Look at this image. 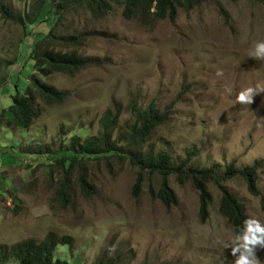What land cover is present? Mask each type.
<instances>
[{
    "label": "rangeland",
    "instance_id": "obj_1",
    "mask_svg": "<svg viewBox=\"0 0 264 264\" xmlns=\"http://www.w3.org/2000/svg\"><path fill=\"white\" fill-rule=\"evenodd\" d=\"M35 1L0 0L10 10L8 18L0 14L1 109L11 106L18 91L25 94L30 83V65L16 75L8 68L21 59L28 41L17 17ZM75 15L62 22L61 30L89 32L79 52L94 59V65L42 79L67 98L53 105L37 100L40 116L28 131L0 124V246L41 242L55 234L71 239L69 245L62 244L60 256L80 264L98 259L113 264H234L239 253L230 251L236 234L218 211L217 189L211 188L214 199L203 221L199 194L191 182H178L177 167L193 150L198 155L186 164L218 176L231 163L238 170L264 166V57L252 54L255 44L264 41V0H212L180 11L174 23L150 26L125 19L119 4L101 19L85 10ZM39 29L45 31L47 25L35 31ZM246 88L254 90L251 103L237 102V94ZM133 99L168 110L172 122L153 132L144 148L170 154L174 170L169 181L177 205L168 209L152 198L150 184L157 190L158 177L145 176L135 197L139 168L128 157L84 158L69 176V200L60 204L57 193L64 172L18 151L34 146L55 153L74 136L82 142L97 137L107 110L118 114L117 125L107 133L114 143L130 124ZM81 171L95 187L92 196L80 191ZM226 187L247 218L264 226V169L257 182L260 196L250 194L239 176ZM254 255L256 264H264V247L255 246Z\"/></svg>",
    "mask_w": 264,
    "mask_h": 264
},
{
    "label": "trees",
    "instance_id": "obj_2",
    "mask_svg": "<svg viewBox=\"0 0 264 264\" xmlns=\"http://www.w3.org/2000/svg\"><path fill=\"white\" fill-rule=\"evenodd\" d=\"M211 2L212 0H36L30 11H25L17 17V22L23 25L28 41L25 43L26 50L21 59L17 58L15 60L17 64H11L8 68H11V72L16 75L22 73L30 65V83L25 94H20L18 91L11 97L10 107L5 109L0 107V124L16 132L18 130L28 131L35 119L40 116L37 100L42 99L47 105H53L63 104L67 98L65 92L59 91L42 79L54 73L72 75L94 65V59L85 58L79 52L85 47L89 32L83 29L75 32L61 30V27L65 25L62 23L64 20L72 19L76 16L75 14L83 10L87 11L91 18L101 19L113 9V4H119L123 6L125 19H138L142 25L150 26L158 21L174 23L180 11L190 12L200 4ZM9 11L6 3L0 4L2 16L8 18ZM223 15L225 16V13ZM72 23L71 21L67 25H72ZM41 24H46L47 29L35 31ZM131 106L130 124L127 123L128 128L125 133L114 143L110 142L108 134L117 125L118 114L107 110L102 119L103 134L97 137L85 138L82 142L80 137L74 136L69 145L55 153L49 149L42 153L34 146H28L26 152H23V148L18 152L22 155L29 152L42 165L49 168H60L64 172L57 193L60 204L65 205L69 200L67 190L70 182L69 176L76 166L82 167L84 158L88 161L101 158L106 160L116 158L121 161L128 157L131 165L139 168L133 185V195L135 197L140 195L145 176L150 179L158 177L160 183L157 190H154L151 181V196L170 209L178 203L176 193L169 181L172 170H174L171 156L162 150L155 152L151 147L144 148L145 142L151 138L153 132L172 122L168 110L158 109L152 102L144 106L136 99L132 100ZM120 140H122L121 144L127 141L128 146L122 147L117 143ZM187 153L185 164L183 162L177 167V170H180L178 182L180 184L186 181L191 182L198 192L202 220L206 221L209 218L210 207L214 199L211 188L214 186L220 196L219 213L233 227L235 234H240L244 221L248 218L244 213L243 205L226 187V183L239 176L245 181L250 194L260 196L261 192L257 188V182L264 166L257 163L254 167L238 170L234 167V163H231L225 172L218 176L211 170L198 169L186 164L191 157L198 155L195 150ZM84 176L83 171L78 175L80 191L86 196H92L95 187ZM70 242L71 239L68 236L58 238L55 234H50L41 242L29 239L12 246L1 245L0 264H7L10 260L18 264H80L78 261L60 256L59 251L62 249V244L66 246ZM94 264L113 263L98 259Z\"/></svg>",
    "mask_w": 264,
    "mask_h": 264
},
{
    "label": "clouds",
    "instance_id": "obj_3",
    "mask_svg": "<svg viewBox=\"0 0 264 264\" xmlns=\"http://www.w3.org/2000/svg\"><path fill=\"white\" fill-rule=\"evenodd\" d=\"M256 58L264 57V41H258L255 44L254 51L252 53ZM254 95L252 88H246L241 90L236 100L240 103H251ZM230 253L238 257L235 259L234 264H256V258L254 255V247L259 245L264 247V226L255 219H246L244 221V227L240 234L236 235L232 241ZM228 245H225L227 247Z\"/></svg>",
    "mask_w": 264,
    "mask_h": 264
}]
</instances>
